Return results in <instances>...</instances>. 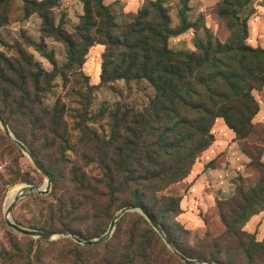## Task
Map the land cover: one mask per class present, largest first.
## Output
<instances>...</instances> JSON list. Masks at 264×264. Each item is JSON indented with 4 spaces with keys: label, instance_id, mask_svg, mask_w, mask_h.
Listing matches in <instances>:
<instances>
[{
    "label": "rangeland",
    "instance_id": "obj_1",
    "mask_svg": "<svg viewBox=\"0 0 264 264\" xmlns=\"http://www.w3.org/2000/svg\"><path fill=\"white\" fill-rule=\"evenodd\" d=\"M32 1L41 3L46 0H0V75L8 68L5 59L12 61L15 68L12 80L18 87V90H11L1 86L0 110L11 131L17 137L19 134L22 136L19 138L24 141L29 152L36 153L34 157L42 167L45 170L53 169L55 183H52L48 195L28 196L17 202L11 218L15 224L28 230L70 233L82 240H95L104 235L113 217L122 209L137 206L133 204L132 189L115 185L107 187L109 172L103 167L108 165L116 169L117 165L124 163L126 152H121V156L116 154L122 146L121 138L126 140L123 129L127 127L128 121H133V111L140 112L142 107L146 108L151 89L145 84L135 86L122 81L103 87L101 74L105 47L95 44L89 49L80 69L87 76L91 92L84 91L80 85L82 78L79 76L76 79V74H70L69 82L58 78L54 96L45 102L47 106H52L50 115L44 123L39 124V118L43 119L45 115L40 105H33V87L27 83L30 80L33 82V73H37L36 64L49 72L56 69L49 59L52 56L57 60L60 70H65L63 66L67 59V48L57 37H47V12L32 13ZM104 2L111 6L118 23L128 21L144 5L143 2L137 9L138 5L129 0ZM55 3L51 12L54 22L58 27L62 26L67 34L75 35L81 16L85 13V4L79 0H56ZM243 3L247 4L243 6ZM219 4L220 0H165L172 29L181 27L180 14L186 9L185 6L188 7L186 22L193 26L171 39L170 49L194 51L195 38L201 35L197 28L202 26L208 28L221 43H226L231 33L227 30V22L218 16ZM230 5V17L235 15L239 22L247 20L245 43L251 48L264 50V3L238 0ZM232 23L236 29L237 24L234 21ZM252 95L258 105L264 107V86L252 91ZM60 97L63 100L56 109L54 107ZM22 103L27 104V107H20ZM59 110H62V121L59 119ZM86 116L91 119L88 129L78 131L77 121ZM51 121L54 124L58 122L60 128ZM252 124L253 127L248 131L235 136L222 119H217L212 128L214 141L211 146L214 144L215 150L210 151V154L221 153L223 156L218 161L197 164L194 169L192 166L182 181L158 193L159 197L179 200L175 214L164 219L158 218L162 221V224H158L187 258L197 259L192 255L196 251H203L204 248L200 247L203 240L211 242L221 236L226 229L221 222V215L226 216V221L231 225V211L247 215L248 222L244 229L252 240L264 241V122L252 120ZM224 154L231 158L225 160ZM220 162L226 171H215L217 174L200 181V176L207 168H213ZM223 173L227 178L226 187L231 188L230 194L222 186L213 190L214 184L221 185V181L217 180L223 179ZM123 176L122 173L115 175L117 183L122 181ZM45 182L44 174L20 145L6 134L0 122V253L12 252L16 247L26 252L32 251V255L36 252L33 242L38 240H22L21 235L7 226L5 210L12 191L24 186L42 188ZM148 203L152 208L157 207L159 199L157 203L153 200ZM118 224L119 237L113 241ZM144 228L143 224H138L133 212L126 213L117 221L109 239L101 245L115 247L117 241L124 245L133 235L143 236ZM155 233L157 237L151 247L155 255L160 256L162 244H166ZM160 240L161 245L158 243ZM244 244L248 247L247 243ZM238 255L235 259L239 264L250 263L251 258L242 252ZM220 257L224 259V256ZM211 262L219 264L217 261ZM256 263L264 264L260 261Z\"/></svg>",
    "mask_w": 264,
    "mask_h": 264
},
{
    "label": "trees",
    "instance_id": "obj_2",
    "mask_svg": "<svg viewBox=\"0 0 264 264\" xmlns=\"http://www.w3.org/2000/svg\"><path fill=\"white\" fill-rule=\"evenodd\" d=\"M55 1H32V13L47 12V37H57L67 48L65 70H60L52 56L49 59L56 67L53 72L36 64L33 82L26 81L33 87V105H40L45 115L43 119L39 118L38 123H44L50 115L52 106L45 102L54 96L58 78L69 82L70 74H76V79L82 78L78 79L84 91L91 92L87 76L80 69L89 49L102 44L105 47L101 74L103 87L122 81L135 86L145 84L151 89L146 108L142 107L140 112L133 111V121H128L123 129L126 140L121 138L122 146L116 154L121 156V152H126L124 163L117 165L116 169L108 165L103 167L109 172L107 187L115 185L132 189L133 204L143 207L162 224L158 218L172 217L179 200L159 197L158 193L187 177L196 160L213 143L215 121L222 119L235 136L253 127L252 120L259 111V105L252 91L264 86V50L251 48L245 43L246 19L239 22L235 15L230 17V4L238 0H220L218 5V16L227 22V30L231 33L229 40L221 43L202 26L197 28L201 35L196 36L192 52L174 51L169 47L171 39L193 27L186 22L187 6L180 14L181 27L175 30L170 26L165 0H145L136 14L122 23L116 21L111 6L104 0H79L85 4V13L76 34L70 35L51 17ZM232 21L237 24L236 29ZM5 65L8 68L0 75V88L4 85L18 90L12 80L15 75L12 61L5 59ZM67 85L65 87L69 88ZM63 97L57 99L54 108L61 106ZM20 107H27V104L22 103ZM62 117V110H59L61 121ZM77 122L78 131L82 128L87 130L91 119L86 116ZM54 125L58 129L61 126L58 122ZM117 126L120 127L118 123ZM18 136L22 138L20 134ZM30 153L36 156L31 150ZM46 170L54 184L53 169ZM121 173L124 176L117 183L115 175ZM158 199L159 205L150 207L148 201L157 203ZM230 214L233 223L229 225L222 214L225 231L214 241L203 240L200 246L203 251H196L192 256L219 264H239L235 258L242 252L251 258L249 264L264 262V241L252 240L244 229L248 216L238 215L235 211ZM133 215L137 217L138 224L145 227L143 236L133 235L124 245L117 241L115 247L109 244L84 247L70 239L57 242L38 240L33 242L37 248L33 255L32 251L16 247L12 252L0 253V264H185L161 240L158 243L162 244L163 251L160 256L155 255L151 245L157 234L141 214L133 212ZM119 225L113 241L119 237ZM25 239L30 238L22 236V240ZM174 246L183 253L176 244Z\"/></svg>",
    "mask_w": 264,
    "mask_h": 264
},
{
    "label": "water",
    "instance_id": "obj_3",
    "mask_svg": "<svg viewBox=\"0 0 264 264\" xmlns=\"http://www.w3.org/2000/svg\"><path fill=\"white\" fill-rule=\"evenodd\" d=\"M0 122L3 126L6 134L10 136L14 141H16L20 147L23 149V151L30 157V159L34 162L36 167L44 174L46 177L45 185L42 188H37L34 186H24L22 187L21 193L17 196V198L14 200V202L5 210V221L9 228L14 230L17 234L21 236H26L32 239L41 240L44 242H52V241H58L61 239H71L76 244L84 247H94L99 246L103 244L105 241H107L113 232L115 225L117 221L126 213L129 212H137L141 214L148 223L152 226V228L160 235V237L163 239L166 246L171 250V252L180 259L185 264H216L211 261L201 260V259H190L187 258L185 255H183L181 252H179L171 240L166 236L164 231L162 230L161 226L158 224V222L141 206H128L124 209H122L117 215H115L110 222V225L103 236H101L98 239L95 240H82L75 235H72L70 233H44L40 231H34V230H28L21 226H18L14 223V221L11 218V214L15 208V205L17 202H19L21 199H24L28 196H34V197H44L50 193L52 181L47 173V171L42 167V165L36 160V158L28 151L27 146L25 145L24 141L21 140L19 137L15 136V134L11 131L8 121L6 120L5 116L0 110Z\"/></svg>",
    "mask_w": 264,
    "mask_h": 264
},
{
    "label": "crops",
    "instance_id": "obj_4",
    "mask_svg": "<svg viewBox=\"0 0 264 264\" xmlns=\"http://www.w3.org/2000/svg\"><path fill=\"white\" fill-rule=\"evenodd\" d=\"M129 2L130 3H132V2H134V4H137L138 5V7H137V9L138 8H140L141 7V5L143 4V2H144V0H129ZM219 120V119H218ZM223 121V120H222ZM253 122H264V107H263V105H260L259 106V111H258V113L255 115V117H254V119H253ZM232 145V144H231ZM215 149H214V144H213V146H210V148L209 149H207L206 151H204L203 153H202V155H201V157H200V159L196 162V163H194V165H193V169L194 168H196L197 167V164H208L209 163V161L210 162H212L213 160H215V161H218V159L219 158H221L223 155L221 154V153H216V154H213V155H211L210 154V151H214ZM225 155V160H227L228 158L230 159L231 157L229 156L228 157V154L226 155V154H224ZM240 157V156H239ZM222 163L220 162L219 164H217L216 166H214L213 168H207L204 172H203V174L200 176V181H203V180H205V178H209V176L210 175H214L215 173L217 174V172H215V171H220L221 169H222V166H220ZM222 171L224 172V171H226V168H224L223 167V169H222ZM193 172V171H192ZM215 176H217V175H215ZM189 177H190V175H189ZM222 180H220V179H218L217 180V182L218 181H221L220 183H221V185H213V190H215V189H217L218 188V186H222L223 188L225 187V189H227L226 191H227V194H230V192H231V188L228 186V187H226V184H227V178H226V176H224V173H223V175H222Z\"/></svg>",
    "mask_w": 264,
    "mask_h": 264
},
{
    "label": "bare ground",
    "instance_id": "obj_5",
    "mask_svg": "<svg viewBox=\"0 0 264 264\" xmlns=\"http://www.w3.org/2000/svg\"><path fill=\"white\" fill-rule=\"evenodd\" d=\"M22 187L18 188L10 193L7 199V206L6 209L14 202V200L17 198V196L21 193Z\"/></svg>",
    "mask_w": 264,
    "mask_h": 264
},
{
    "label": "built area",
    "instance_id": "obj_6",
    "mask_svg": "<svg viewBox=\"0 0 264 264\" xmlns=\"http://www.w3.org/2000/svg\"><path fill=\"white\" fill-rule=\"evenodd\" d=\"M257 3H264V0H255Z\"/></svg>",
    "mask_w": 264,
    "mask_h": 264
}]
</instances>
